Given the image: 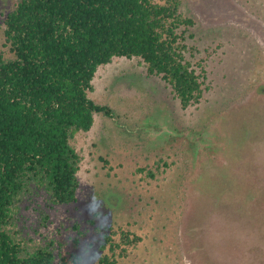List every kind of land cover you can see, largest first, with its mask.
I'll return each instance as SVG.
<instances>
[{
    "label": "rangeland",
    "instance_id": "1",
    "mask_svg": "<svg viewBox=\"0 0 264 264\" xmlns=\"http://www.w3.org/2000/svg\"><path fill=\"white\" fill-rule=\"evenodd\" d=\"M180 1L181 12L196 22L187 39L194 56L187 57L206 69L202 101L182 109L171 86L148 76L138 58L101 66L89 96L116 117L96 114L92 129L72 142L83 157L77 202L48 209L40 198L22 205L23 239L53 240L63 256L76 253L83 264H98L108 252L101 250L103 235L122 228L142 241L118 264H264V197L243 220L209 224L210 203L198 188H220L217 172L226 156L235 166L241 157L264 158V0ZM18 2L0 0L5 58L13 57L5 19ZM233 112L220 136L227 146L214 138L206 148L221 127L217 120Z\"/></svg>",
    "mask_w": 264,
    "mask_h": 264
},
{
    "label": "trees",
    "instance_id": "2",
    "mask_svg": "<svg viewBox=\"0 0 264 264\" xmlns=\"http://www.w3.org/2000/svg\"><path fill=\"white\" fill-rule=\"evenodd\" d=\"M195 25L181 12L180 0H19L8 13L4 36L13 57L0 55V264H83L76 253H58L53 240L23 239L20 208L40 198L48 209L77 202L83 157L72 142L92 129L96 114L116 117L109 105L89 96L101 66L138 58L148 76L171 86L182 109L202 101L206 69L187 57L194 56L187 39ZM234 113L217 120L221 127L204 141L206 148L214 138L227 146L222 126ZM226 158L217 172L219 189L197 185L210 203L209 224L214 218L225 226L227 219L243 220L264 197V158L241 157L237 166ZM148 176L156 178L155 170ZM43 215L46 224L49 217ZM110 231L101 245L108 252L98 264H118L142 241L122 228Z\"/></svg>",
    "mask_w": 264,
    "mask_h": 264
}]
</instances>
